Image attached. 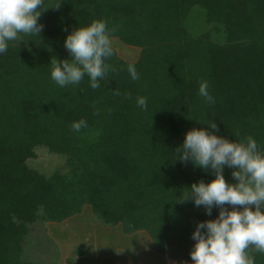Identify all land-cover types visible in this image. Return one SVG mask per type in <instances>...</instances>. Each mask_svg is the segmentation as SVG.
<instances>
[{"label": "trees", "instance_id": "1", "mask_svg": "<svg viewBox=\"0 0 264 264\" xmlns=\"http://www.w3.org/2000/svg\"><path fill=\"white\" fill-rule=\"evenodd\" d=\"M45 7L40 36L9 42L0 54V264H37L23 258L32 226L64 222L85 205L103 225L145 231L153 250L191 264L196 224L215 219L219 208L208 216L179 199L215 175L176 160L175 149L188 131L213 132L206 123L215 122L216 135L230 142L251 136L264 150V0H45ZM196 8L212 30L192 31ZM95 20L115 29L111 39L139 47L138 60L114 50L99 88L87 77L58 86L51 62L70 60L66 37ZM202 81L214 104L198 95ZM81 119L88 127L76 133L71 125ZM39 148L63 156L66 171L47 175L33 166ZM234 170L224 171L230 183ZM249 254L264 264V254Z\"/></svg>", "mask_w": 264, "mask_h": 264}, {"label": "clouds", "instance_id": "2", "mask_svg": "<svg viewBox=\"0 0 264 264\" xmlns=\"http://www.w3.org/2000/svg\"><path fill=\"white\" fill-rule=\"evenodd\" d=\"M48 8L51 7H45V0H0V54L8 51L9 42H21L24 36H40L44 25L38 21ZM114 31L103 20L71 31L64 46L72 58L52 61L51 79L66 87L78 85L87 77L93 90L99 88V80L110 69L106 61L114 55ZM127 71L133 81L140 79L134 63H129ZM198 95L205 103H215L207 81L200 83ZM137 106L147 111L146 98L138 97ZM206 124L215 131L194 128L186 133L182 146L175 149L179 157L176 160L191 161L194 167L211 170L215 175L211 182L193 183L179 199L203 207L208 216L213 208H219L215 219L196 224L191 264H254L249 251L264 254V150L251 136L230 142L215 134L219 131L215 122ZM87 127L84 119L71 125L76 133ZM226 167L235 169L232 177L236 183L225 179ZM226 205L233 207L229 210ZM235 206H242V210Z\"/></svg>", "mask_w": 264, "mask_h": 264}, {"label": "rangeland", "instance_id": "3", "mask_svg": "<svg viewBox=\"0 0 264 264\" xmlns=\"http://www.w3.org/2000/svg\"><path fill=\"white\" fill-rule=\"evenodd\" d=\"M189 24L192 31L199 33L213 27L207 25L205 12L199 8L193 12ZM212 33L213 37L217 36ZM112 46L127 61H136L140 56L139 47L128 46L119 38H112ZM31 164L47 175L67 169L63 156L45 148L38 149V157L32 159ZM23 256L37 264H117L125 258L130 264H178L152 249L147 232L129 235L123 232L121 225H103L95 218L90 205H85L81 214L64 222L39 221L34 224ZM158 257L162 262H157Z\"/></svg>", "mask_w": 264, "mask_h": 264}, {"label": "crops", "instance_id": "4", "mask_svg": "<svg viewBox=\"0 0 264 264\" xmlns=\"http://www.w3.org/2000/svg\"><path fill=\"white\" fill-rule=\"evenodd\" d=\"M97 258L99 259V256H98ZM158 261H159V263L162 262V260H161L160 257L157 258V262H158ZM176 262H177V261H176ZM172 264H173V263H172ZM176 264H177V263H176Z\"/></svg>", "mask_w": 264, "mask_h": 264}]
</instances>
